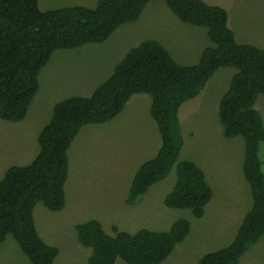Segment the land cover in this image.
<instances>
[{
	"label": "trees",
	"instance_id": "trees-1",
	"mask_svg": "<svg viewBox=\"0 0 264 264\" xmlns=\"http://www.w3.org/2000/svg\"><path fill=\"white\" fill-rule=\"evenodd\" d=\"M154 0H98L94 8L67 7L43 11L40 0H0V118L23 122L40 90L39 77L59 50L107 42L121 27L139 21ZM182 23L206 30L210 46L196 65L182 66L157 40L132 48L111 78L90 98L72 97L57 103L39 136V152L26 166L9 168L0 180V246L12 236L31 264H55L59 248L44 241L35 222L42 204L51 212L67 205L69 151L87 126L112 122L136 95L151 97L150 114L161 146L137 170L126 203H141L149 191L175 169L176 185L164 199L167 208L191 211L202 219L213 189L202 168L180 161L185 137L179 113L196 99L215 74L234 68L230 87L219 102L222 135L244 143L243 175L252 207L231 244L200 258L198 264H240L264 237V121L256 104L264 95V49L239 43L226 9L204 0H164ZM80 244L92 251L88 264H163L192 230L186 219L168 231L142 229L135 234L99 220L76 226Z\"/></svg>",
	"mask_w": 264,
	"mask_h": 264
},
{
	"label": "rangeland",
	"instance_id": "rangeland-1",
	"mask_svg": "<svg viewBox=\"0 0 264 264\" xmlns=\"http://www.w3.org/2000/svg\"><path fill=\"white\" fill-rule=\"evenodd\" d=\"M204 1L227 10L229 25L239 43L264 49V0ZM97 2L40 0V7L43 11L67 7L94 8ZM150 21L153 22L148 35L143 32L129 42L113 36L103 44L59 50L54 54L40 74V90L34 100L43 93L47 95L41 108L44 114L40 112L28 118L33 102L23 122L10 123L0 118V180L9 168L26 166L36 158L38 136L50 121L55 103L69 94H77V86L87 83L83 79L94 72L95 67L113 70V66L140 41L143 42V38L159 40L160 37L166 44L172 39L182 43L179 31H175L180 28L173 20L163 15L153 16ZM207 45H211L209 38ZM172 52L182 66L196 65L201 57L196 59L176 49ZM236 73L234 68L219 70L205 90L196 99L185 103L179 113L185 137L180 161H192L202 168L214 192L205 216L196 219L191 211L165 206L164 199L176 185L175 169L166 180L156 184L141 203L127 205L126 199L137 170L156 156L154 146L157 138L161 145L158 126L150 114L151 97L136 95L115 120L85 127L71 146L65 209L51 212L42 204L35 209L40 235L45 242L60 250L55 264H88L92 251L78 241L76 226L89 220H99L110 234H113L115 226L135 234L142 229L164 232L170 230L177 220L191 221V233L163 264H198L203 256L231 244L243 216L252 207L250 188L243 175L244 143L241 138H225L218 118L219 102ZM139 97L140 100L137 99ZM256 109L264 121V95L259 97ZM260 156L264 160V145ZM0 264L31 262L15 239L9 236L0 246ZM117 264L126 263L120 260ZM240 264H264V237L243 256Z\"/></svg>",
	"mask_w": 264,
	"mask_h": 264
},
{
	"label": "crops",
	"instance_id": "crops-1",
	"mask_svg": "<svg viewBox=\"0 0 264 264\" xmlns=\"http://www.w3.org/2000/svg\"><path fill=\"white\" fill-rule=\"evenodd\" d=\"M164 2L165 1H162V0H154L153 2H151L149 4V6L143 12L139 21L121 27L113 36H115V38H117V39H122L125 42H129V41H131V39L134 36L143 35V32L146 33V35H148V33H149L148 28L150 27V25L153 22V21H150V20H152V17L154 16V17L158 18V17H163V15H165L170 21L173 20L175 23H177V27H179L180 30H175V31H179V36L183 39L182 43L172 39L168 44H166L164 42V40L160 37L158 38L159 40L154 39V38H152L151 40L159 41L170 52L171 55L173 53L172 51H174L176 49L178 52L186 53L187 55L191 54L196 59H199L202 52L208 47V45L206 46L207 40H208L207 32H205L202 29L197 28V27H192V26L186 25L184 23L181 24L179 19H177L172 14V12L169 10L166 3H164ZM184 38H186L188 40L184 41ZM145 39H147V38H143L142 41H144ZM124 41H123V43H124ZM140 43H141V41H140ZM202 46L204 47L203 49L201 48ZM200 49H202V50H200ZM173 58H174V56H173ZM119 63H120V61L117 62L113 66V70H109V71H107L103 67H95L94 72H92L91 74L85 75L86 77H85V79H83V81H86L87 83L82 84L80 86H77L78 87V89H77L78 93L76 92L77 94H75V95L69 94V96H66V98H63L62 100H60V102L66 100V99L72 98V97L90 98L94 94L95 90L98 87H100L102 84H104L107 80H109L111 78V76L113 75V73L115 71V68L117 67V65ZM180 65H182V64H180ZM46 97H47V95L45 93H43V95L41 94L36 99V101L34 102V104L32 106V109L30 111L28 118L30 116H31V118H32V116L35 117V116L39 115L40 112L42 114H44V112H43V110H41V108L44 106L43 102L45 100H47ZM140 98L141 97H139L137 99L140 100ZM39 100H42V101H39ZM55 104H57V103H55ZM155 142L156 143H155L154 147H156V148L154 149V153L156 155L158 153L161 145L159 146L160 141L158 138L155 140ZM242 220H243V218H242ZM241 223L242 222H240V224Z\"/></svg>",
	"mask_w": 264,
	"mask_h": 264
}]
</instances>
